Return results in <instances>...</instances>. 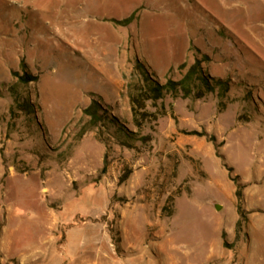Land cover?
I'll return each instance as SVG.
<instances>
[{
	"label": "rangeland",
	"instance_id": "374dc122",
	"mask_svg": "<svg viewBox=\"0 0 264 264\" xmlns=\"http://www.w3.org/2000/svg\"><path fill=\"white\" fill-rule=\"evenodd\" d=\"M197 59L225 90L168 95V115L139 131L137 63L165 84ZM23 67L38 78L23 89L35 118L11 115ZM0 92V264H245L251 231L264 243V0H0ZM93 99L135 134L134 149L105 129L82 135ZM224 164L249 212L231 249Z\"/></svg>",
	"mask_w": 264,
	"mask_h": 264
},
{
	"label": "trees",
	"instance_id": "16d2710c",
	"mask_svg": "<svg viewBox=\"0 0 264 264\" xmlns=\"http://www.w3.org/2000/svg\"><path fill=\"white\" fill-rule=\"evenodd\" d=\"M136 13H133L124 21H113L117 25L128 26L135 20ZM203 61L197 59L196 62L188 69L184 77L179 81H168L165 84H160L155 79L145 65L137 63L136 71L140 76V80L136 83L128 85V94L131 103V112L133 124L140 131L146 124L157 123L161 118L166 117L168 112L162 105L158 106L160 101H163L168 95L172 97H182L184 99H203L209 93H214L217 89L225 90L226 86L222 80L211 79L208 77L204 68ZM184 68V66H181ZM23 73H14L13 76L16 81L10 86L9 93L13 98V106L11 108V115L14 117L27 116L35 118L36 105L34 104L31 94L27 89L32 83L38 81V78L33 76L28 70L23 67ZM1 93V92H0ZM1 95V94H0ZM156 107L153 112L149 109V105ZM84 117L87 118V123L82 132L85 135L94 130H107L109 135L115 139L122 147L134 149L135 134L129 132L125 126L121 125L117 118L111 116L100 103L99 100L93 99L91 104L83 111ZM146 140V138H144ZM216 143V139H212ZM218 149L219 146H216ZM219 158L224 159L219 153ZM224 167L229 172L231 181L236 186V209L238 214V221L236 223V239L233 244L227 241L226 233H223L222 239L224 248L231 249L238 244L244 233V229L249 221V212L246 210L244 190L246 185L240 182L239 177L233 176V169L226 164ZM108 170V163L105 161L104 167L101 171V177H104ZM132 172L128 171L121 178L120 184H124L130 178ZM113 227V224L111 225ZM114 238L119 236V232L113 227L111 228Z\"/></svg>",
	"mask_w": 264,
	"mask_h": 264
},
{
	"label": "crops",
	"instance_id": "0c3cea01",
	"mask_svg": "<svg viewBox=\"0 0 264 264\" xmlns=\"http://www.w3.org/2000/svg\"><path fill=\"white\" fill-rule=\"evenodd\" d=\"M254 217L251 218V222L253 221ZM262 228L257 231H251L250 233V248L249 250L245 253V264H264V261L262 259L264 255V243L262 241ZM225 255L222 254L220 255V258H224ZM182 260V258H180ZM220 264V263H219ZM225 264V263H221Z\"/></svg>",
	"mask_w": 264,
	"mask_h": 264
},
{
	"label": "water",
	"instance_id": "95a60500",
	"mask_svg": "<svg viewBox=\"0 0 264 264\" xmlns=\"http://www.w3.org/2000/svg\"><path fill=\"white\" fill-rule=\"evenodd\" d=\"M215 208H216L217 210H219V209L221 208V206H219V205H215Z\"/></svg>",
	"mask_w": 264,
	"mask_h": 264
}]
</instances>
